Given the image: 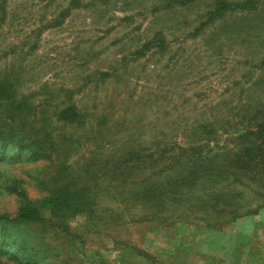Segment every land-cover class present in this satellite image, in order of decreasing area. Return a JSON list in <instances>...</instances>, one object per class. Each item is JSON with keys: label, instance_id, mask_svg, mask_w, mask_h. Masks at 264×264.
I'll use <instances>...</instances> for the list:
<instances>
[{"label": "rangeland", "instance_id": "obj_1", "mask_svg": "<svg viewBox=\"0 0 264 264\" xmlns=\"http://www.w3.org/2000/svg\"><path fill=\"white\" fill-rule=\"evenodd\" d=\"M4 4L0 70L7 65L22 76L23 89L37 90L48 82L50 90L81 91L79 106L94 103L91 139L97 132L102 141L112 138L104 152L79 142L71 161L83 165L93 152L89 169L114 165L119 171L113 176L95 174L88 183L78 181L77 197L64 202L57 216L42 211L34 223L9 222L17 217L21 203L1 188L0 227L7 221L9 230L3 234L10 236L3 248L17 252L21 233L31 244L27 251H18V262L0 259V264H264V205L255 214L233 221L207 220V206L202 208L201 201L183 190L173 200L167 195L148 203L136 200L134 194L145 184H156L160 172L142 167L129 169L128 174L122 170L131 167L123 161L128 156L122 136L136 137L144 129L145 135H152L156 124L172 125L194 116L201 120V114L217 121L225 116V108L245 102L242 92L264 72L259 66L264 57V4L258 15L243 23L229 18L224 28L197 36L192 35L198 25L195 13L203 5L174 14L159 11L157 0H6ZM37 27L40 31H35ZM158 31L168 44L167 53L174 56L168 67V54L161 57L139 49ZM20 37L26 44L10 50L8 44L19 42ZM83 75H91L90 80H82ZM230 94L229 101L225 97ZM160 105H165L162 113ZM231 121L237 122L236 111L230 125ZM227 129L231 133L234 126ZM218 133L226 137L222 130ZM28 156L27 150L0 148V183L6 177L24 179L18 189L34 200L68 182L57 176L51 181L49 170L35 175L25 165ZM42 179L45 186L38 184ZM205 180L202 175L194 179L196 197L204 193L200 182ZM217 183L208 187L217 188ZM94 184L100 187L92 189ZM85 185L88 190L82 189ZM258 203L251 201L248 209Z\"/></svg>", "mask_w": 264, "mask_h": 264}, {"label": "trees", "instance_id": "obj_2", "mask_svg": "<svg viewBox=\"0 0 264 264\" xmlns=\"http://www.w3.org/2000/svg\"><path fill=\"white\" fill-rule=\"evenodd\" d=\"M5 2L6 0L0 2V23L5 20ZM157 2L160 4L159 11H172L174 14L203 5L204 9L199 14L195 13L198 25L193 30V36L205 33L209 29L224 28L229 18L233 23L238 20H241L239 23H243L244 20L258 15L264 4V0H157ZM40 29L41 27H37L35 31ZM247 29H250L249 26ZM161 34L162 31L154 33L139 49L145 51L144 54L147 52L160 56L168 54L166 63L168 67L172 64L174 56L173 53L172 55L167 53L168 44ZM18 40L20 41L8 44V47H12L10 50L21 49L26 44L23 43L26 41L25 37ZM259 66L264 68V57L260 59ZM90 78L91 75L82 76V80ZM22 81V76L15 74L7 65L0 70V148L15 147L27 150L29 156L25 165H30L35 175H39V172L46 174L49 170L52 174L49 177L51 181L60 177L66 178L68 182L63 188L49 190L47 195L30 200L24 189H18L21 184H25L24 179L6 177L0 183L2 185L0 189L5 188L14 193L21 203L17 217L12 220L6 219L12 224L38 222L42 211L57 216L64 202L78 196L75 190L78 181L88 183L94 181L95 174L115 175L119 171L114 165L105 166L100 171H97L99 168L95 169L98 173L89 169L93 152L85 159L83 165L77 166L76 161H71V152L77 148L79 142L89 145V148L96 150L95 152H104V149L110 148L111 135L104 141L99 132L92 139L90 137L92 127H95L91 121L94 108L92 101L82 107L77 100V95L81 94V91L75 88L55 87L50 90L47 88L48 82H45L37 90L23 89ZM242 94L245 102L243 101L244 103L237 108L235 106L229 110L225 108V116L220 120L216 121L201 114V120L194 116L191 121H174L172 125L156 124L152 126V135H145L147 130L144 129L136 137L131 136L128 139L125 137L127 135L122 136V146H126L124 148L127 149L128 156L123 161L131 163V167H122L123 171L127 173L129 169L142 167L141 170L151 168L160 172L156 184L150 186L145 184L142 191L134 194L136 200L148 203L166 195L173 200L175 195L182 194L183 190V194L187 192L191 199L201 201L202 208L207 206V220L229 218L227 221H233L244 215L255 214L257 209L264 205V108H261L264 107V72L257 75L252 85ZM38 96L46 98L37 99ZM231 97L230 94L225 98L230 101ZM237 102H241L240 99ZM159 108L162 113L165 105H160ZM234 111L237 122L231 121L230 125L229 120ZM158 119L161 122L163 118L159 116ZM211 121H214L217 127ZM232 125L235 132H238L234 137H232L234 130L231 133L226 131ZM218 130H222L226 137L218 133ZM213 143L215 145L211 146ZM215 147L222 149L212 152ZM200 175L206 178L200 182V188L204 193L196 197V192L192 189L194 179ZM43 181L44 179L38 181V184L45 186L42 184ZM216 182L217 188L208 187L210 183ZM87 187L89 186L85 185L82 189L88 190ZM97 187L100 186L94 184L92 189ZM251 201L260 203L255 208L248 209V203ZM177 205L179 203L176 202L175 206ZM163 207L162 205L161 208ZM6 222L0 227V256H4L0 259L3 263L18 262L20 259L18 251H27L31 242L21 233L16 241L18 251L13 253L5 251L3 245L10 237L3 234L9 230Z\"/></svg>", "mask_w": 264, "mask_h": 264}]
</instances>
